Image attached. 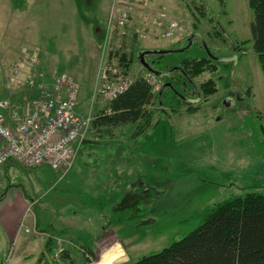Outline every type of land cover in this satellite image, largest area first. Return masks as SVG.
<instances>
[{
    "label": "rangeland",
    "instance_id": "1",
    "mask_svg": "<svg viewBox=\"0 0 264 264\" xmlns=\"http://www.w3.org/2000/svg\"><path fill=\"white\" fill-rule=\"evenodd\" d=\"M112 4L114 14L127 8L131 17L128 27L113 34L105 26ZM199 5L203 15L195 9ZM156 18L163 24L177 20L176 35L163 38L154 28ZM252 20L248 0H0V102L9 101L11 115L18 90L28 87L31 92L19 101L32 102L52 84L53 72L74 78L84 111L106 58L103 41L118 53L148 46L153 52L143 62L160 73L151 77L133 57L127 73L118 57L109 65L133 80L152 81L155 96L148 107L156 109L145 132L135 135L132 123H91L87 141L60 179L48 167L16 172L30 200L12 239L0 229V264H101L118 254L125 257L114 264L135 262L196 228L205 208L248 190L264 193V74L251 41ZM133 25L149 34L132 40ZM192 34L198 36L188 50L166 52ZM24 50L36 55L21 67L28 81L20 69L19 83L9 84L3 56L16 59ZM206 55L218 65V91L189 110L181 98L184 76L174 67L185 57ZM209 76L205 72L194 82ZM162 85L167 87L159 100ZM94 101L97 115L108 99Z\"/></svg>",
    "mask_w": 264,
    "mask_h": 264
},
{
    "label": "trees",
    "instance_id": "2",
    "mask_svg": "<svg viewBox=\"0 0 264 264\" xmlns=\"http://www.w3.org/2000/svg\"><path fill=\"white\" fill-rule=\"evenodd\" d=\"M248 6L253 15L250 25L251 41L264 74V0H248ZM201 8L202 5H199L195 9L203 15ZM214 22L217 28L215 34L218 36L221 31L217 22ZM126 31L127 34L131 33L129 28ZM131 39L136 40L137 35L132 33ZM186 44L187 41L181 46L173 45L171 49ZM110 48L108 42L105 58L108 66L118 57V64L126 72L132 57L138 61V51L127 54ZM178 67L185 78L182 87L186 95L181 96L184 100L182 102L188 104L189 110L197 108L191 107L192 103L198 104L218 91V65L212 57H185ZM205 72H209L210 76L198 85L195 84V78ZM166 87H161L156 92L159 100ZM154 96L151 84L145 78L137 77L125 92L108 99L102 111L94 115L92 124L99 128L132 123L135 124L134 134L140 135L152 124L156 108H149L148 105L152 103ZM199 216L200 224L169 246L142 256L135 262L122 264H264V193L248 190L243 194L230 196L205 208ZM50 243L48 239L46 246ZM87 262L85 260L80 264Z\"/></svg>",
    "mask_w": 264,
    "mask_h": 264
},
{
    "label": "built area",
    "instance_id": "3",
    "mask_svg": "<svg viewBox=\"0 0 264 264\" xmlns=\"http://www.w3.org/2000/svg\"><path fill=\"white\" fill-rule=\"evenodd\" d=\"M114 9L112 4L107 28L113 24L123 28L130 21L128 9L122 8L116 14ZM156 20L154 26L161 30L162 37L174 36L180 28V23L175 19L166 20L164 24L160 21L162 18ZM146 30L135 28V32L141 36L147 33ZM35 61L33 54L24 52L11 62L8 83L17 84L21 66ZM109 68L105 60L103 62L101 59V69L92 89L90 107L85 114L77 109L79 87L66 73H53L52 84L44 86L47 89L40 88L41 95L26 105L24 116L15 123H10L0 113V165L10 160L25 168L47 166L60 175L59 179L63 177L71 169L79 148L88 135L93 120L90 109L95 98L100 96L102 99H112L125 92L133 82L131 76ZM146 80L152 84L149 78ZM8 103L7 100L0 102V108L8 111Z\"/></svg>",
    "mask_w": 264,
    "mask_h": 264
},
{
    "label": "crops",
    "instance_id": "4",
    "mask_svg": "<svg viewBox=\"0 0 264 264\" xmlns=\"http://www.w3.org/2000/svg\"><path fill=\"white\" fill-rule=\"evenodd\" d=\"M150 1H153V0H150ZM16 7L19 8V6H16ZM24 7H25V5H24ZM109 8H110V5H109ZM108 12H109V9H108ZM156 39L157 38H153L151 42H153V40L156 41ZM174 44H176V43H172V45H168V47L170 46V48H171V46H173ZM156 48H157V50H156ZM163 48L166 49L167 47L162 46V49ZM158 49H159V47L155 46L156 51H161ZM142 51H144L145 55L147 52H152L151 48H149L148 46L146 49H144ZM11 60H14V59H11ZM21 72H22V78H24V77L28 78L29 75H27V74L25 75V73H24L25 68ZM27 72H28V70H27ZM27 78L26 79L24 78L25 79L24 81H26ZM22 84H23V82H22ZM32 89L34 91H36L35 87H32ZM30 92L31 91L28 87H24V88L18 90V96L16 99H14V102H15L14 108L17 109L16 116L15 117H12L10 115L8 116L12 119V120L9 119L10 123H15L17 120L21 119L24 116L26 103L30 100L26 99L25 100L26 103L24 101H21V103H20L19 100L21 98L25 99V97H27ZM34 98L35 97H33L31 100H33ZM78 109L82 113H84L86 111V108L84 109V111H82L81 107L80 108L78 107ZM6 117H7V115H6ZM86 141H87V139L84 142H86ZM33 169L25 168L15 161H7L5 164L0 166V186L3 184V186L1 188L5 189V186L7 185L6 190H4V192L0 194V229L2 228L3 230L7 231V238H9V239H12L14 237L15 229H16L15 227L17 225L18 219L22 215V212L26 206L27 200H30L29 199L30 194L27 193V191L24 189L22 181H19V182L16 181L17 178H15V174H16V172H20V171H22V173L28 174V173L32 172ZM10 177L15 178L14 179L15 182L14 181L11 182ZM2 179H4V180H2ZM2 181H4V183L1 184Z\"/></svg>",
    "mask_w": 264,
    "mask_h": 264
},
{
    "label": "water",
    "instance_id": "5",
    "mask_svg": "<svg viewBox=\"0 0 264 264\" xmlns=\"http://www.w3.org/2000/svg\"><path fill=\"white\" fill-rule=\"evenodd\" d=\"M196 36H198V34L196 35ZM194 37H195V34H193V35H191V37L189 38V40H188V44L187 45H185L184 47H182V48H179V49H170V50H167L166 52H175V51H186V50H188L189 48H190V46H191V44H192V42H193V40H194ZM157 52V51H156ZM164 53H165V51H164ZM143 54H144V51H140V52H138V54H137V58H138V60L142 63V65H144L149 71H151L152 73H154V74H156V75H159L160 73L159 72H156V71H153V70H151L147 65H146V63L145 62H143ZM174 69H178V67H174ZM108 264H114V263H108Z\"/></svg>",
    "mask_w": 264,
    "mask_h": 264
},
{
    "label": "bare ground",
    "instance_id": "6",
    "mask_svg": "<svg viewBox=\"0 0 264 264\" xmlns=\"http://www.w3.org/2000/svg\"><path fill=\"white\" fill-rule=\"evenodd\" d=\"M120 252V250H116V251H114V253L116 254V253H119ZM125 256H124V254L123 255H116V256H113V258H110L109 260H107V261H104L103 263H101V264H108V263H114L115 261H119V260H121V259H123Z\"/></svg>",
    "mask_w": 264,
    "mask_h": 264
},
{
    "label": "flooded vegetation",
    "instance_id": "7",
    "mask_svg": "<svg viewBox=\"0 0 264 264\" xmlns=\"http://www.w3.org/2000/svg\"><path fill=\"white\" fill-rule=\"evenodd\" d=\"M195 38H196V37H195ZM195 38H194V39H195ZM183 41H184V42L187 41V38H186V39L184 38V39H181V40H180V42H183ZM184 42H183V43H184ZM187 43H188V42H187ZM147 53H152V52H147ZM147 53H146V54H147ZM143 57H144V60H145L146 55L144 54ZM144 62H145V61H144ZM145 63H146V62H145ZM115 249H117V248H115Z\"/></svg>",
    "mask_w": 264,
    "mask_h": 264
}]
</instances>
